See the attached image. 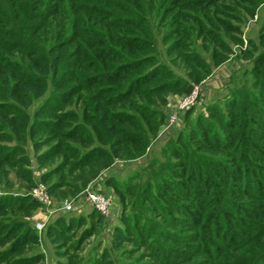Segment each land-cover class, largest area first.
<instances>
[{"label":"trees","instance_id":"trees-1","mask_svg":"<svg viewBox=\"0 0 264 264\" xmlns=\"http://www.w3.org/2000/svg\"><path fill=\"white\" fill-rule=\"evenodd\" d=\"M261 3L0 0V118L22 137L30 118L23 101L44 95L51 82L29 130H48L46 141H55L48 151L61 154L62 164L87 165L95 176L115 158L142 157L159 128L158 106L169 93L190 87L174 71L176 60L192 82L203 80L233 52L231 45L243 46L242 14L253 18ZM197 41L211 62L194 50ZM242 56L251 62L244 71L253 76L250 84L231 88L189 123L160 163L159 180H147L140 201H132L138 209L118 227L123 240L148 250L150 261L142 264H264V19L258 42L249 40ZM11 155L0 154V166ZM148 202L152 221L141 212ZM37 205L27 192L0 194L7 220L0 221V263L41 259L38 252L21 255L24 245L37 243L32 224L7 214ZM82 219L57 216L46 236L66 244L72 223ZM90 234L84 228L74 247ZM93 264H103V257Z\"/></svg>","mask_w":264,"mask_h":264},{"label":"rangeland","instance_id":"rangeland-1","mask_svg":"<svg viewBox=\"0 0 264 264\" xmlns=\"http://www.w3.org/2000/svg\"><path fill=\"white\" fill-rule=\"evenodd\" d=\"M242 16L243 23L240 27L242 28L243 46L231 45L233 52L225 61L213 66L211 72L203 80L192 82L190 77L186 76L187 70L184 69L183 64L176 60L174 71L189 79L190 87L182 92L169 93L166 103L163 106H158L157 109L161 111L157 116V120H160L159 128L151 135L146 154L142 157L115 158L109 166L99 167L95 176H90L92 173L87 165L70 168L68 165L62 164L61 154H52L48 151L55 142L54 140L46 141L48 130L39 129L34 135L29 130V125L34 121V119L32 120L33 111L38 106L40 107L50 93L51 82L44 95L33 98V101L31 100L32 102L29 103L27 99L23 101L25 106L22 112H27L30 115L26 122L25 134L22 135L23 138L13 130L10 122L0 118V124L3 125L0 126V154H12L10 161L0 166V194L3 192L26 193L36 185L42 184L51 201L49 206L36 200L38 205L31 212L10 208L7 210L11 219H21L31 223L36 233L39 234L37 243H29L22 247L25 251L21 255L36 252L42 254L36 264H59L60 262L93 264L100 257H103V264L108 261H111V264H142L150 261L146 247L138 246L135 241L123 240L120 237L121 234H118L121 233L118 227L122 228L124 217L132 218L138 209L137 206H132V201H140V197L137 198V195L142 188L144 189L147 180L152 179L154 182L159 180L162 173L159 167L160 163L167 159L169 148L176 142L177 137L181 133L187 132L189 123L200 113L206 115L207 105L212 102H222L223 98L229 95L231 88L242 85L244 82L249 85L252 81L253 76L244 74V71L250 69L251 62L242 56V50L249 47V40L258 42L264 19V3L258 5L253 18H249L245 14ZM226 41H228L227 38ZM193 46L198 54L211 62L209 53L201 48L200 42H193ZM193 94H195L193 103L185 111L177 114V120L174 123L168 125L171 115L177 111L178 104ZM73 107L74 105H63L61 109H73ZM14 127L19 126L14 124ZM164 127H168V129L163 130ZM76 145L81 147L78 143ZM12 147L20 148L12 153L9 152V148ZM113 176L122 185L123 195L118 193L111 184ZM88 190L101 191L111 196L106 214L101 215L90 207L84 195ZM66 204H71L73 208L68 211L62 210L61 206ZM147 205L148 207L141 209V212L149 221H152L155 212L151 210L150 202ZM39 211L41 216L37 217L35 213ZM49 211L53 212L49 214ZM57 216L69 219L83 217L82 221H77V223L75 220L71 225V230L68 231L69 236L73 233L70 241L68 240L73 245H69L67 241L66 244H63L65 240L56 238L53 234L46 236L47 223ZM157 219L161 220L159 217ZM0 221L7 222L1 213ZM37 223H43V228L40 231L36 227ZM84 228H90L91 234L75 248L76 237ZM7 245L8 243L4 246ZM0 264L9 263L7 260Z\"/></svg>","mask_w":264,"mask_h":264},{"label":"built area","instance_id":"built-area-1","mask_svg":"<svg viewBox=\"0 0 264 264\" xmlns=\"http://www.w3.org/2000/svg\"><path fill=\"white\" fill-rule=\"evenodd\" d=\"M194 97H195V94L190 95L189 97H187L186 99H183L178 104L177 111L171 115L170 122L168 123V125H171L172 123H174L177 120V116H178L177 114L185 111L193 103ZM168 127H164L163 130L168 129ZM27 193L33 199L37 200L38 202L45 204V205H49V206L51 205L50 198L46 192L44 185L38 184L35 187L31 188ZM84 195L90 207L93 210H95L97 213L103 215L108 212L111 196L104 194L101 191H96V190H88L85 192ZM61 208L64 211H68V210H71L73 207L71 204H66V205L61 206ZM52 212L53 211H49V214H51ZM36 227L40 231L41 228H43V223H37Z\"/></svg>","mask_w":264,"mask_h":264},{"label":"crops","instance_id":"crops-1","mask_svg":"<svg viewBox=\"0 0 264 264\" xmlns=\"http://www.w3.org/2000/svg\"><path fill=\"white\" fill-rule=\"evenodd\" d=\"M35 215H36L37 217H40V216H41L40 211H39L38 213H35ZM38 215H40V216H38Z\"/></svg>","mask_w":264,"mask_h":264}]
</instances>
